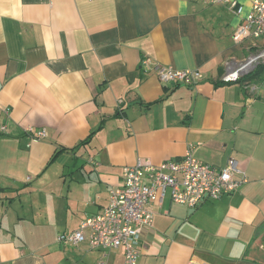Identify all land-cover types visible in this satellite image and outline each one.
Listing matches in <instances>:
<instances>
[{"label":"crops","instance_id":"crops-1","mask_svg":"<svg viewBox=\"0 0 264 264\" xmlns=\"http://www.w3.org/2000/svg\"><path fill=\"white\" fill-rule=\"evenodd\" d=\"M241 23L203 0H0V264H123L122 249L58 237L105 209L124 167L190 144L248 182L196 207L153 204L139 264H264V65L222 79L264 47L234 39ZM157 64L201 77L163 83ZM61 147L76 148L50 163Z\"/></svg>","mask_w":264,"mask_h":264},{"label":"built area","instance_id":"built-area-1","mask_svg":"<svg viewBox=\"0 0 264 264\" xmlns=\"http://www.w3.org/2000/svg\"><path fill=\"white\" fill-rule=\"evenodd\" d=\"M203 1L229 6L242 17L234 34L236 41L264 37V0H254L248 13L237 0ZM260 65H264V47L244 58L235 69L227 70L222 79L239 81ZM155 72L163 83L192 85L201 77L199 70L178 69L171 65L157 64ZM44 135V131L38 132L39 137ZM194 147L190 144L185 155L178 160L156 164L149 158L140 157L135 164L124 167L123 183L111 188L105 209L98 214H89L78 229L69 234L62 233L58 240L76 245L88 240L92 248L122 249L123 264H139L143 231L153 227L155 222L153 204H161L169 193L174 203L196 207L207 198L219 199L231 194L248 182L236 160L217 169L196 158ZM188 264L210 263L190 261Z\"/></svg>","mask_w":264,"mask_h":264},{"label":"trees","instance_id":"trees-1","mask_svg":"<svg viewBox=\"0 0 264 264\" xmlns=\"http://www.w3.org/2000/svg\"><path fill=\"white\" fill-rule=\"evenodd\" d=\"M261 66V65H260ZM242 79V78H241ZM240 79V80H241ZM89 142V139H86L85 141H82L78 146H80V145H84V144H87ZM76 147H73V148H69V147H61V148H59V149H57L56 151H55V153L53 154V156H52V158H51V160H50V163L51 162H53L55 159H56V157H57V155L60 153V152H62L63 150H74Z\"/></svg>","mask_w":264,"mask_h":264},{"label":"rangeland","instance_id":"rangeland-1","mask_svg":"<svg viewBox=\"0 0 264 264\" xmlns=\"http://www.w3.org/2000/svg\"><path fill=\"white\" fill-rule=\"evenodd\" d=\"M168 195H169V193H168Z\"/></svg>","mask_w":264,"mask_h":264}]
</instances>
